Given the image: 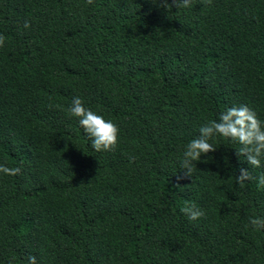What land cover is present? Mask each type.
I'll use <instances>...</instances> for the list:
<instances>
[{
    "label": "trees",
    "instance_id": "16d2710c",
    "mask_svg": "<svg viewBox=\"0 0 264 264\" xmlns=\"http://www.w3.org/2000/svg\"><path fill=\"white\" fill-rule=\"evenodd\" d=\"M158 3L0 0V164L20 169L0 174V264H264V229L246 226L264 218V161L215 137L178 179L221 112L264 121V0ZM74 97L118 126L115 151L91 148Z\"/></svg>",
    "mask_w": 264,
    "mask_h": 264
},
{
    "label": "clouds",
    "instance_id": "9594fccd",
    "mask_svg": "<svg viewBox=\"0 0 264 264\" xmlns=\"http://www.w3.org/2000/svg\"><path fill=\"white\" fill-rule=\"evenodd\" d=\"M94 0H87L92 4ZM193 0H159L158 5L165 9L176 8L188 9L192 6ZM211 0H207L210 4ZM29 22H25L24 28H30ZM5 45V37L0 34V48ZM70 118L78 120L80 127L91 141V148L95 152H113L118 147L119 133L118 126L111 120H106L102 115L93 112L84 106L80 97H74L70 107L67 109ZM215 137H222L233 144L239 145L235 149L236 156L251 166L260 168L264 161V121L258 119L256 112L246 105L227 108L219 114L217 120L206 123L199 129V136L192 139L187 145L181 160L183 177L178 179L192 178L197 162L203 156L215 152L217 149L210 141ZM134 162V160H132ZM20 173L19 168L8 167L0 164V174L16 176ZM239 175H236V183L244 188L246 182L253 179L250 171L240 168ZM258 186H264V175L258 178ZM182 213L190 220L196 221L205 215L204 211L194 204L187 205L181 209ZM254 230L264 229V218L250 217L248 225ZM28 264H38L35 256L28 257Z\"/></svg>",
    "mask_w": 264,
    "mask_h": 264
}]
</instances>
